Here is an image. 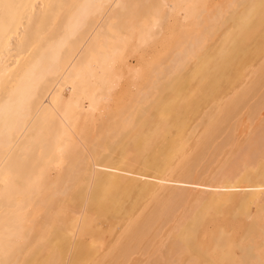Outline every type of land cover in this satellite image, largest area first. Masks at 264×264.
I'll return each mask as SVG.
<instances>
[{"label":"bare ground","instance_id":"obj_1","mask_svg":"<svg viewBox=\"0 0 264 264\" xmlns=\"http://www.w3.org/2000/svg\"><path fill=\"white\" fill-rule=\"evenodd\" d=\"M207 1L202 3V0H0V264H51L54 260L58 261V264H112L113 258L120 251L128 258L136 249L133 239L141 231L137 224L141 215L145 224H142L141 232L150 235L151 226L170 221L176 210L190 202V189L199 188L196 199H193V206L191 205L188 212L186 210L188 221L177 225L172 250L187 252L190 255V263L194 261H200L201 264L212 263L210 256L207 255L208 248L204 250L197 244L196 233L210 212L217 214L216 212L220 211L219 206L232 199L234 193L230 192L227 196L225 194L234 189L233 184L238 182L242 174L238 173L234 178L225 176L228 179L225 180L228 181L226 184L217 185L216 182L212 185V181H209L206 185L198 186L195 178L196 182H193L192 166L188 168L185 166L187 169L180 170L175 169L178 165L175 170L168 168L170 162L175 160L176 148L172 147L160 152L154 159L138 163L135 170L137 179L125 177L132 174L126 167L130 151L139 145L143 151L146 149L150 133L153 134L156 127L159 128L161 125L160 118L166 120L172 113V103L177 99L182 100L183 94L189 89L193 90L196 83L208 85L207 80L217 71H233L230 81V77H223L225 80L221 84L224 86L238 81L240 76L244 75L242 69L238 70V65L246 57L245 51L249 47L258 51L255 43L252 44L251 41L249 32L252 31L246 27L264 0H217L216 3L212 2L214 6L211 7L207 6ZM245 4L250 5L247 13L243 10ZM257 23L259 26L262 25V22ZM165 31L170 34L167 35V43H173V46L171 45L170 51L165 53L162 59L149 58V61L154 62L148 64L145 55H153L148 53L158 48ZM129 49L136 60L132 66L129 57H126V51ZM125 74L129 75V89L139 85L142 79H145V82L143 89L135 96L132 106L115 115L114 119L117 121L113 123L111 93L119 77ZM242 76L243 80L238 81L240 87L237 94L233 91L234 95L229 100L226 99L227 102L220 100L213 112L206 108L201 110L200 121L198 118L193 119L197 120L198 126L204 127V132L197 134L199 136L195 137L196 139L206 140L205 143L208 142L207 139L210 141L221 139L225 142V145L223 144L225 148L232 143L234 123L231 125L229 122L240 109L242 111L244 106H248V94L251 96L252 89L256 83L258 84L257 81L261 78L264 81V66L255 71L256 78L250 79L254 80L253 83L249 81V84H246ZM261 86H264L263 83ZM174 88L177 89L176 95L171 97L168 92ZM222 88L224 89L223 86ZM255 91L252 94L256 93ZM259 99L255 105L249 104L252 120L260 115V108L264 105V94ZM100 101L105 103V115L102 113L95 115V107ZM154 102L164 106L152 108L151 104ZM81 103L92 109L91 116L94 118L90 119H98L99 123H96V130L92 127L85 140L78 136L77 138L74 136L76 140H73L69 134L72 130L71 122L75 116L74 111ZM146 112L149 113V118L152 117L149 130L143 128L146 125L143 122ZM261 122L264 123V119ZM223 124L228 125L225 131L221 130L225 127ZM257 125L260 126L259 123ZM140 126L142 128H139ZM137 127L141 130L137 131ZM177 127L174 126L173 129L177 131ZM195 129L187 133V140L195 136ZM127 134H132L134 137L128 138L134 139L126 138ZM244 136L246 137L245 133ZM140 139L142 142L135 146ZM251 140L254 141V137ZM221 141L219 140L220 144ZM219 142L216 143L217 146H221ZM257 142L258 138L255 144ZM197 149L192 147L196 152ZM217 150L219 152L221 149ZM238 151L240 152L239 148ZM207 152L210 153L209 150L201 153L204 158L207 157L205 156ZM222 157L224 158V155ZM191 161L193 162L194 158ZM202 161L201 164L198 163L201 166ZM205 161L208 160L205 158ZM219 165L213 167L217 168ZM176 170L181 172L180 177L178 178L177 174V177H171L175 175ZM200 170L199 168V172ZM207 171L201 174H207ZM217 171L215 175H223L224 167ZM146 173L152 174L150 176ZM245 179L248 178L245 176ZM256 184L259 185L257 182ZM123 186H127L130 193L137 195H141V192H144V195L151 192L155 197L154 193L162 191L164 200L158 201L156 197L151 200V197L146 201L144 197L140 202L134 200L121 202L119 197H122V193L114 188ZM241 187L245 188L240 186L237 189ZM251 188L252 185L250 190ZM101 205H104V209L102 208L104 211L101 210L104 212L103 215L99 212ZM234 211L236 213V210ZM99 219L104 222L100 223L102 220ZM120 225L121 228L125 227L127 232L126 234L124 232L125 236L124 234L123 237L118 236V231L117 236L111 235L114 229L120 228ZM257 227L255 226V229H259ZM260 227L262 228V225ZM261 231L264 233V230ZM104 235L108 239L103 241L106 246L100 245L105 246L104 251L93 247L85 239L96 237L98 240ZM226 238L221 231L214 237V253L220 252V262L230 263L235 254ZM230 244L233 246V242ZM251 244L245 247L237 246L238 249L234 247L236 244L233 246V249L241 252L238 257L239 264L252 262L264 264L255 254ZM187 253L185 254L188 255ZM114 263L116 264L115 261Z\"/></svg>","mask_w":264,"mask_h":264},{"label":"rangeland","instance_id":"obj_2","mask_svg":"<svg viewBox=\"0 0 264 264\" xmlns=\"http://www.w3.org/2000/svg\"><path fill=\"white\" fill-rule=\"evenodd\" d=\"M204 3L206 0H202ZM215 1V3L217 2V0H208L207 1V6H214V4H212V2ZM258 1V0H257ZM250 8V5H247L245 4L244 7H243V10H244V13H247L248 9ZM264 11V3L262 5H260L254 12L253 14V17L251 18L250 22L248 23V26L246 27V29H249L250 31L252 32H249V34L251 35L252 39V44L255 43V46L256 48L258 49V51L254 50V48L252 47H249L246 51H245V54H246V57L241 60L239 62V65H238V70L244 72V75L242 77L245 78L244 81H246L245 83L246 84H249L248 82L253 79L256 78L255 76V71L257 72L260 67L264 66V20L263 19V13ZM263 13V14H262ZM260 17V19H259ZM258 20V21H257ZM257 22H262V25L259 26ZM260 28V29H259ZM259 29V31L257 30ZM263 29V30H262ZM262 30V32H261ZM247 31V30H246ZM257 31L259 32L258 33V36H257ZM170 35L168 33V31L163 34V38L161 39L162 41H159V44H158V50H153L152 52H149L148 54L150 53H153V55H145L146 58L148 59V64H152L154 62V60H151L149 61V58H154V59H162L164 57V54L169 52L170 48L173 46L172 44L173 43H170L168 42L167 43V39H168V36ZM256 38V39H255ZM262 40V41H261ZM262 42V44H261ZM257 44V45H256ZM165 45V46H164ZM172 45V46H171ZM261 46V47H260ZM160 48V49H159ZM163 48V49H162ZM262 48H263V51H262ZM131 51L129 49V51L127 50L126 51V57L128 58L131 66L132 64L134 65L136 62L135 60V57L133 54H130ZM129 55V56H127ZM148 56V57H147ZM250 57V58H249ZM249 58V59H248ZM134 59V60H133ZM255 59V60H254ZM261 65H260V63ZM253 64H254V67H253ZM259 66V67H257ZM242 67V68H241ZM242 69V70H241ZM251 70V71H250ZM250 71V73H249ZM233 71L231 70H223V71H217L215 73H212L211 76L209 77V79L207 80V83L208 85H206V83H196V86L193 88V90L189 89L188 91H186L184 94H183V99L181 100H176L174 103H172V107L171 110H172V113L169 115V117L164 120V118H160V121H161V125L159 128L156 127L155 129V132L152 134L150 133V139L148 141V143L146 144V149L143 151L141 148H140V145L138 147H134V149H132L130 151V155L128 157V159L126 160V167H128L127 169L128 170H131V175H127L125 176L126 178H131V179H137L138 177L135 176L136 175V172L135 170H137L138 168V163L140 162H144V160H150V159H154L155 157H157L160 152H163L165 151L166 149L168 148H172V147H175L176 148V154H175V160L174 161H171L170 164L168 165V168L169 169H183V168H186L185 166L188 167H191L192 168V171L191 173L193 174V180L194 178L196 179V181H198V186H203L206 185V182L209 183V181H212L211 184L215 185V183L217 182V185H222V184H226L228 183V181H225L228 177L230 178H234L236 176H238V173L239 175L242 174V177L239 178L238 182L234 183L233 186H234V192L233 190L232 191H228L225 196H227L228 193L232 192L234 194H232V199L230 201H226V202H223L222 205L219 206V209L220 211L219 212H216L217 214H215V212H210V214H208V217L206 216L204 219H203V222L201 223L200 225V229H198L197 233H196V239H197V244L203 248L204 250H206L207 248V255L209 257V259H211L212 263L215 264H239L240 263V259L238 258L240 256V250H237L238 247L237 246H240V247H245L247 246L248 244H251L253 247H254V252L255 254L263 260L264 262V245H263V242H264V233L263 231L261 230H264V203H262V201L264 202V123L261 122V120L264 119V105L260 108V115L258 116V118H256L254 121L250 118L252 117L250 115V113L252 114V110H251V107H249V104L251 103L250 106H253V104L255 105V103L260 100L259 97L261 98V96L264 94L262 92H264V86H261V83H263L264 85V81L263 79H259L258 84L256 83V86L252 89L253 92L255 91V89L258 87V89H256L257 91H255L256 93L252 94L253 92L251 93V96L248 94V106H244L242 108V111L240 109V111H238V113L231 119L232 121H227L229 122L233 127H234V139L232 141V143L228 146H226L227 148L224 147V143L225 142H222L221 139H219L222 144H220L219 140L217 139H212V141H210V139H207L208 142L205 143L206 140H199V139H196L195 137L199 136L200 134H202V132H204V127L203 126H198V121H200V115L202 113L201 110H203L204 108H206L209 112H213L216 108V106L219 104L220 100L221 101H226L229 100V98L234 95V93L237 94V91H239V87L240 85V82L243 80L240 76V78L238 79V82L237 80L233 83V84H229L228 86L231 87L229 88L228 86H224L222 85V81L225 80L223 79L224 76H227V77H230L232 74ZM242 73V72H241ZM243 74V73H242ZM248 74H249V77H248ZM119 75V74H118ZM254 75V77H253ZM232 78L230 77L229 81L231 80ZM242 79V80H241ZM251 79V80H250ZM121 81V82H120ZM124 81V82H123ZM128 81H129V75L125 74L123 76H120L118 81H117V85L114 87V89L112 90V93H111V97L113 98V101L112 103L110 104L111 105V114L113 116L112 119H114L115 115H118L120 112H124L126 109H128L129 107L132 106V104L134 103V98L136 95H138L140 93V91L143 89V85H144V82H145V79H142V81L140 83H138L139 85L137 86H134V87H130L129 89V86H128ZM252 83L254 82L251 81ZM125 83V84H124ZM251 83V84H252ZM126 85V86H125ZM139 86V87H138ZM222 86L224 87V89L222 88ZM261 86V87H260ZM138 87V88H137ZM228 87V89H227ZM237 87V88H236ZM121 88V89H120ZM135 88V89H133ZM236 88V89H235ZM210 89V90H209ZM223 89V90H222ZM135 90V91H134ZM176 88L170 90L168 93L169 95L172 97V96H175L176 95ZM226 90V92H224ZM251 90V89H250ZM131 91V92H130ZM231 91V92H230ZM234 91V93H232ZM128 92V94H127ZM135 94L134 96L130 95L129 94ZM136 92V93H135ZM221 92V93H220ZM225 94H224V93ZM211 93V94H210ZM223 93V95H222ZM261 93V94H260ZM187 94V95H186ZM190 94V95H189ZM235 94V95H236ZM114 95V96H113ZM221 96V99H219V97ZM225 95V96H224ZM127 96H128V100H127ZM257 96H258V99H257ZM130 97V98H129ZM132 97V98H131ZM224 97V99H223ZM252 97V98H250ZM129 99L131 101H129ZM133 99V101H132ZM216 99V101H215ZM227 99V100H226ZM255 99V100H254ZM116 100V101H115ZM125 100V101H124ZM213 100V101H212ZM250 100V101H249ZM117 102V103H116ZM119 102V104H118ZM127 102H128V105H127ZM102 103V104H101ZM212 103V105H211ZM253 103V104H252ZM116 104V105H115ZM246 104V105H247ZM100 105V106H99ZM103 105V107H102ZM193 105V106H192ZM84 106V108H83ZM105 106V103L103 101H100L98 103V105H96L95 107V115H98L99 113H102V115H105L106 113V106ZM115 106V107H114ZM122 106V107H121ZM125 106V107H124ZM126 106H128L126 108ZM164 105H160L159 102H154L153 104H151V107L156 109V107H163ZM102 107V108H101ZM119 107V108H118ZM121 107V108H120ZM247 107V109L245 108ZM249 107V108H248ZM116 108V109H115ZM118 108V109H117ZM245 108V109H244ZM178 109V110H177ZM190 109V110H189ZM244 109V111H243ZM250 109V110H249ZM78 110V111H76ZM75 111H74V119H72V130H70L69 134H70V137L73 139V140H76L75 138H77V136L81 139V140H85V137H87L88 133L90 131H92V127L94 128L93 130H96L95 127L97 126V124L99 123L98 119H90V118H94L92 117V109L88 106V105H84V103H81L80 104V107L77 108ZM105 110V111H104ZM118 110V111H117ZM213 110V111H212ZM100 111V112H99ZM147 111V109H146ZM150 113H151V110H149ZM201 111V112H200ZM251 111V112H250ZM240 112V113H239ZM98 113V114H97ZM148 114V116H144L143 118V122H145V126L143 128H145V130H149L150 128V120L151 118H149V113L146 112ZM242 113V114H241ZM78 114V115H77ZM189 115V116H188ZM82 116V117H81ZM240 116V117H239ZM263 116V118H262ZM187 117V118H186ZM97 118V116H96ZM198 118L197 120H193V119H196ZM116 119V118H115ZM112 121L113 123L116 122L117 120ZM82 120V121H81ZM188 120V121H186ZM193 120V121H192ZM84 121V122H83ZM92 121V122H90ZM94 121V122H93ZM195 121L197 123H195ZM235 121V122H234ZM260 121V122H259ZM83 122V123H82ZM226 122V123H227ZM253 122V123H252ZM94 123V124H93ZM97 123V124H96ZM148 123V125H147ZM167 123V124H166ZM170 123V125H169ZM225 123V124H226ZM252 123V124H251ZM259 123L260 126H258L257 124ZM75 124V125H74ZM223 124L225 127L223 128V125L221 128V130H224L225 128H227L228 125H225ZM251 124V125H250ZM86 125V126H85ZM181 125V126H180ZM263 125V126H262ZM88 126V127H87ZM174 126H178L177 128V131H175L173 129ZM193 126V127H192ZM80 127V128H79ZM154 127V126H153ZM192 127V129L190 128ZM196 127V129H195ZM256 127V128H255ZM261 127V128H260ZM139 128H142V126H140ZM195 129V136L189 140H187V136L189 133H191L192 130ZM260 128V129H259ZM137 131L138 130H141V129H138V127L136 128ZM190 129V130H189ZM201 129V130H200ZM241 129V130H240ZM255 129V130H253ZM200 130V131H199ZM244 130V131H243ZM259 130V131H258ZM77 131V132H75ZM171 131V132H170ZM189 131V132H188ZM225 131V130H224ZM240 131V133H239ZM254 131V132H253ZM258 131V132H257ZM72 132V133H71ZM200 132V133H199ZM246 135V137L244 136V133ZM246 132L248 134H246ZM256 132V134H255ZM76 133V134H75ZM78 133V134H77ZM173 133V134H172ZM182 133V134H180ZM188 133V134H187ZM254 133V134H253ZM259 133V134H258ZM263 133V134H261ZM71 134H73L71 136ZM140 134V133H139ZM172 134V135H171ZM199 134V135H197ZM185 135V136H184ZM248 135V136H247ZM254 135V136H253ZM257 135V136H256ZM263 135V136H262ZM75 136V138H74ZM129 136H133L132 134H127L126 138H128ZM243 136V137H242ZM259 136V137H258ZM262 136V137H261ZM134 137V136H133ZM132 137V138H133ZM172 137V139H171ZM252 137H254V141L251 140ZM258 138V142L257 144L259 143V145L255 144L256 143V140ZM131 137L128 138V139H132ZM179 138V139H178ZM197 141H195V139ZM246 140H245V139ZM250 138V139H249ZM256 138V139H255ZM134 139V138H133ZM143 139V138H142ZM142 139H140L139 141H137L136 145L141 143L142 142ZM263 141H262V140ZM161 140V142H159ZM183 140V141H182ZM200 142H199V141ZM217 140V142H216ZM239 140V141H238ZM210 141V143H209ZM251 141V142H250ZM253 141V142H252ZM153 142V143H152ZM196 142V144H194ZM199 142V143H198ZM214 142V144L212 143ZM221 145V146H217V144ZM234 142V143H233ZM243 144H241V143ZM135 143V142H133ZM176 143V144H175ZM186 143V144H185ZM199 145H198V144ZM217 143V144H216ZM247 143H250L249 145ZM175 144V145H174ZM205 144V145H204ZM216 144V145H215ZM224 144V145H223ZM241 144V146H240ZM253 144V145H252ZM154 145V147H153ZM185 145V146H184ZM196 150L197 148V152L195 150H192V147ZM200 145L202 147H200ZM203 145H204V150H203ZM208 145L209 148H206ZM247 146V147H244V146ZM252 147H251V146ZM179 146V147H178ZM182 146V147H181ZM206 146V147H205ZM211 146V147H210ZM214 146V148L212 147ZM217 146V147H215ZM232 146V148H231ZM240 146V147H239ZM259 146V147H258ZM190 149H189V148ZM251 147V148H250ZM257 147V148H256ZM202 148V150H200ZM206 148V149H205ZM216 148V149H215ZM224 148V150H223ZM238 148L240 150V152L238 151ZM246 148V149H245ZM250 148V149H249ZM254 148V149H253ZM261 148V149H260ZM152 149V150H151ZM185 149H187L186 151H184ZM189 149V151H188ZM212 149V150H211ZM217 149H221L219 152ZM149 150V151H148ZM208 151L210 153H206L205 157L206 160H208L207 162L205 161V158L203 157V155L201 154L202 152H205V151ZM211 150V151H210ZM216 150V151H215ZM230 150V151H229ZM251 150V151H250ZM254 150V151H253ZM193 151V152H192ZM199 151V152H198ZM233 151V152H232ZM242 151V152H241ZM248 151V152H246ZM192 152V153H191ZM213 154H212V153ZM245 152H246V155H245ZM139 153V154H138ZM158 153V154H157ZM184 153V155H183ZM196 153H200L199 155H197ZM218 153V154H217ZM220 153H221V157H220ZM228 153V154H227ZM233 156H231L232 154ZM249 153V155L247 154ZM251 153V154H250ZM253 153V154H252ZM258 153V154H257ZM147 154V156H145ZM209 154V156H208ZM217 154V155H216ZM236 154V155H235ZM240 156H239V155ZM202 155V156H201ZM224 155V158L222 157ZM251 155V156H250ZM141 156V157H140ZM144 156L146 158H144ZM183 156V157H182ZM196 156H199V157H195ZM216 157V160L214 162V157ZM242 156L244 158H242ZM250 156V157H249ZM202 157V158H201ZM227 159H226V158ZM140 158V160H139ZM194 158V161L192 162L191 160ZM204 158V159H203ZM212 158V159H211ZM223 158V159H222ZM235 158V159H234ZM180 159V160H179ZM186 162H185V160ZM225 159V161H223ZM137 160V161H136ZM179 160V161H178ZM204 160V161H202ZM222 160V161H221ZM227 160V162H226ZM231 160V161H230ZM232 160H234L232 162ZM240 160V161H238ZM246 160V162H244ZM260 160V161H259ZM132 161V162H131ZM177 161V162H176ZM199 161V162H198ZM201 161H202V166L200 165L201 164ZM211 164H209L210 162ZM236 161V162H235ZM257 161H258V166L257 165ZM137 162V163H136ZM184 162V164H183ZM224 163L223 165L221 163ZM245 165H244V163ZM256 163V164H253V163ZM186 163V164H185ZM197 163V164H196ZM200 163V164H198ZM215 163V164H214ZM231 163V165H230ZM234 163H235V166L236 168H234ZM179 164H183L182 166H180ZM190 164V165H188ZM206 167H208V169L204 166L206 165ZM211 167H209V165ZM220 164L219 166L216 167H213V166H216ZM239 164V165H238ZM178 165V167H176ZM233 165V167H232ZM244 165V167H243ZM256 165H257V168H256ZM134 166V167H133ZM184 166V167H183ZM195 166V167H194ZM222 166V167H221ZM230 166V167H229ZM137 167V168H136ZM176 167V168H175ZM194 167V168H193ZM201 169L200 171L201 172H204L206 173L207 170H211V171H207V174H204L203 175L201 174V172H199V168ZM202 167V168H201ZM213 167V168H212ZM219 167V168H218ZM224 167V173L223 175H215L217 169H221ZM228 167V168H227ZM259 167V168H258ZM175 168V169H174ZM186 168V169H187ZM197 168H198V171H197ZM210 168V169H209ZM245 168V169H244ZM133 169V170H132ZM204 169V171H203ZM235 169V170H234ZM263 169V170H262ZM176 170L175 171V175H172L171 177H177L178 178L180 177V174L181 172ZM232 170V171H231ZM258 172H257V171ZM134 171V172H132ZM178 171V172H177ZM214 171V172H213ZM229 171V172H228ZM239 171V172H238ZM254 172V175H253V172ZM218 172V171H217ZM236 172V173H235ZM251 172V174H250ZM214 173V175H213ZM255 173H257V175L255 176ZM261 173V174H260ZM263 173V174H262ZM147 175H150L152 173H146ZM177 174V176H176ZM196 174H198L196 177ZM217 174V173H216ZM246 174V175H245ZM133 175V176H132ZM200 175V176H199ZM249 175V176H248ZM130 176V177H129ZM155 175H153L154 177ZM203 176V177H201ZM217 176V177H216ZM227 178H226V177ZM233 176V177H232ZM245 176L248 178V179H245ZM260 176V177H259ZM263 176V177H262ZM173 177V178H174ZM199 177L200 180H199ZM206 177V178H204ZM210 177V179L208 180V178ZM222 177V178H221ZM170 178V177H168ZM221 178V179H220ZM252 178V179H251ZM255 178V179H253ZM262 178V179H261ZM176 179V178H175ZM214 179V180H213ZM216 180V181H215ZM222 180V181H221ZM228 180V179H227ZM154 182L157 183L156 180H153ZM195 180L193 182H196ZM202 181V182H201ZM221 181V182H220ZM245 181V182H243ZM204 182V183H203ZM226 182V183H225ZM243 182V183H242ZM258 183L260 185H255V183ZM201 183V184H200ZM251 183V184H250ZM252 185V190H250V187ZM263 185V186H262ZM238 186V187H237ZM240 186H245L244 187H241L240 189H237L239 188ZM248 186V187H246ZM256 186V187H255ZM259 186V187H258ZM254 187V188H253ZM262 187V189L260 188ZM125 188V189H124ZM196 188H199V187H196ZM244 188V189H243ZM247 189L249 192H247ZM257 189V190H256ZM258 189H260L258 191ZM114 190H117L118 192L122 193V197H119V199L121 200V202H140L141 200L143 201L145 197V200L148 201L150 200H153L155 197V199H159L160 201H163L164 200V195L161 193L162 191L160 192H157L154 193L156 196L153 197L152 196V193L150 192V194H146L144 195V192H141V195H137V194H133V193H130L128 187L126 186H123V187H120V188H114ZM190 194L189 195V201L191 202H188V203H185L183 204L179 209L178 211L176 210L175 213H174V216L172 217V219H170V221H167L165 222L164 224H154V226H151V229L149 232L150 235L147 233L145 234V232L142 234L141 231L142 230V224H144L143 222V215H141L139 221L137 222L138 226L141 227V231L138 233L137 236L134 237V244L136 243L135 245V254H134V251L131 253L133 255H130L128 258H126L122 253V251H120V253H117V255H115V257L113 258L114 260L112 261V264H115L114 261L116 262V264H121V262L123 261V264L124 262H126V264H201L200 261H194L193 263H190L189 262V258H190V255L187 253V252H182V251H173L172 250V244H173V237L176 233V228H177V225L179 224H185L187 221H188V217L186 215V210L188 212V210L193 206L192 202H194L193 199H196L197 197V194H198V191L200 190L199 189H190ZM195 193H193V191ZM239 190V191H238ZM245 190V191H244ZM197 191V192H196ZM238 191V193H237ZM127 192V194H126ZM258 192V193H257ZM246 193V194H245ZM263 193V195H262ZM153 194V195H154ZM241 194V196H240ZM248 194V195H247ZM134 195V196H133ZM137 195V196H136ZM160 195V196H158ZM128 196V197H127ZM136 196V197H135ZM149 196V197H148ZM158 196V197H157ZM163 196V197H162ZM263 196V197H262ZM252 197H254L252 199ZM124 198V199H122ZM132 198V199H131ZM136 198V199H135ZM191 198V199H190ZM243 198V199H242ZM127 199V200H126ZM131 199V200H130ZM242 199V200H241ZM245 199V200H244ZM126 200V201H125ZM158 200V201H159ZM257 200V201H256ZM241 201V202H240ZM227 205H226V204ZM188 204L190 206H188ZM256 204V205H255ZM187 205V206H186ZM192 205V206H191ZM231 207H230V206ZM240 207H239V206ZM255 205V206H254ZM104 205H101L100 207V210L99 212H101L100 214L103 215L104 210H102ZM189 207V208H188ZM234 207V208H233ZM231 208V209H230ZM255 208V209H254ZM104 209V208H103ZM224 209V210H222ZM230 209V210H229ZM102 210V211H101ZM222 210V212H221ZM236 210V213L235 211ZM98 212V213H99ZM178 212V213H177ZM232 212H234L232 214ZM183 213V214H182ZM221 215H219V214ZM223 213V215H222ZM239 213V214H238ZM185 214V215H184ZM232 214V215H231ZM211 215V216H210ZM216 215V216H215ZM100 216V215H99ZM181 216V217H180ZM183 216V217H182ZM223 216V217H222ZM231 216H233L231 218ZM143 217V218H142ZM210 217V218H209ZM235 217V218H234ZM207 218V220H206ZM237 218V219H236ZM240 218V219H239ZM234 219V220H233ZM239 219V220H238ZM244 221H243V220ZM102 220V219H99V221ZM205 220V221H204ZM224 220V221H223ZM99 221L97 222V224H99ZM237 221V222H236ZM242 221V222H241ZM251 221V223L249 222ZM104 222V220H102L100 223ZM212 222V223H211ZM261 222H263L261 224ZM256 223V224H255ZM141 224V225H140ZM208 224V225H207ZM251 224V225H250ZM106 225V224H105ZM104 224H102V226H105ZM145 225V224H144ZM161 225V226H160ZM262 225V228L260 226ZM122 225H120L119 227L121 228ZM158 226V228H157ZM170 226V227H169ZM228 226V227H227ZM233 226V227H231ZM255 226L259 227V229H255ZM162 227V228H161ZM221 227V228H220ZM224 227V228H223ZM229 227H231V229L229 230ZM257 227V228H258ZM105 228V227H104ZM116 228L114 229L113 231L115 232H112L111 235H115L118 236H122L125 232V234L127 233L125 231V227L124 228ZM157 228V230H155ZM161 228V229H160ZM220 228V229H219ZM249 228V229H248ZM118 229V230H117ZM168 229V230H167ZM222 229V230H221ZM245 229V230H244ZM248 229V230H247ZM152 230V231H151ZM154 230V231H153ZM206 230V231H205ZM234 230V231H233ZM248 232H247V231ZM118 231V233H117ZM167 231V232H166ZM219 231L223 232L225 234V236L228 238L227 241H228V244L230 245L231 247V250L232 252L235 254V258L233 259L232 262L228 263L227 261L224 262H220L221 259V254L219 251H216L217 253L215 254V250H214V244H213V239L215 236H217V234H219ZM237 231V233H236ZM199 232V234H198ZM241 232V233H240ZM246 232V233H245ZM250 232V233H249ZM258 232V234H257ZM261 232V233H260ZM117 233V234H116ZM205 233V234H204ZM254 233L256 235H254ZM125 234L123 236H125ZM145 234V235H144ZM158 234V235H157ZM198 234V235H197ZM245 234V236H244ZM262 234V235H260ZM149 235V236H148ZM157 235V236H155ZM205 235V236H204ZM213 235V236H211ZM243 235V236H242ZM248 235V236H247ZM260 235V236H259ZM122 236V237H123ZM139 236H140V239H139ZM143 236V237H141ZM229 236V237H228ZM232 236V237H231ZM258 238H257V237ZM262 236V237H261ZM203 237V238H202ZM241 237V238H240ZM244 237V238H243ZM96 238V237H95ZM92 239L89 237H86V241L88 243H90V245H92L93 247H96V248H99L101 249L102 251H104L106 248H104L106 245L105 242V239H107V236L105 237V235L103 237H100L98 240L97 238L96 239ZM138 238V239H137ZM143 238V239H142ZM154 238V239H153ZM233 238V239H232ZM242 238L244 241H242ZM124 239V238H123ZM241 239V241H240ZM250 239V240H249ZM260 239V240H258ZM89 240V241H88ZM92 240V241H91ZM108 240V239H107ZM122 240V239H121ZM120 240V241H121ZM137 240L139 241L137 243ZM142 240V241H141ZM149 240V241H148ZM233 242V246L236 247L237 249H233L234 247L232 246V244H230L231 242ZM233 240V241H232ZM235 240V241H234ZM153 241V242H151ZM155 241V242H154ZM239 241V242H238ZM252 241V242H251ZM259 241V242H258ZM92 242V243H91ZM102 242V243H101ZM148 242V243H146ZM241 242V244H240ZM98 244V246H97ZM101 244H104L102 246H100ZM140 244V245H139ZM147 244V245H146ZM145 245H146V249H145ZM261 245V246H260ZM144 246V247H143ZM143 247V248H142ZM90 248V247H89ZM138 248V249H137ZM212 249V250H210ZM234 250V251H233ZM144 251V252H143ZM212 251V252H211ZM147 252V253H146ZM144 253V254H143ZM152 253H155V254H152ZM185 253H187L188 255H186ZM212 253V254H211ZM261 253V254H260ZM141 256H139V255ZM215 254V255H214ZM119 255V256H118ZM121 255V256H120ZM135 255H138V256H135ZM237 255V257H236ZM263 257H262V256ZM132 256V257H131ZM119 257V258H118ZM125 257V258H123ZM137 257V258H136ZM157 257V258H156ZM213 257V258H212ZM118 258V259H117ZM133 258V259H132ZM152 258V259H151ZM164 258V259H163ZM219 258V259H218ZM124 259H128V260H124ZM137 259V260H136ZM142 259V260H141ZM160 259V260H159ZM163 259V260H162ZM168 259V260H166ZM217 259V260H216ZM236 259H237V262H236ZM146 261L145 263H141V262H144ZM166 260V261H165ZM187 260V261H186ZM120 261V262H119ZM158 261V262H157ZM182 261V262H181ZM187 263H186V262ZM210 261V262H211ZM151 262V263H150ZM156 262V263H155ZM169 262V263H168ZM218 262V263H217ZM211 263V264H212ZM253 263V262H252ZM251 263V264H252ZM51 264H58V261L56 262V260H54ZM255 264V262L253 263Z\"/></svg>","mask_w":264,"mask_h":264}]
</instances>
